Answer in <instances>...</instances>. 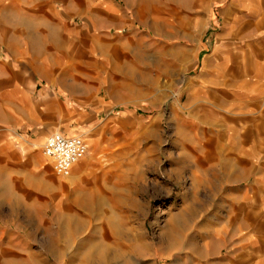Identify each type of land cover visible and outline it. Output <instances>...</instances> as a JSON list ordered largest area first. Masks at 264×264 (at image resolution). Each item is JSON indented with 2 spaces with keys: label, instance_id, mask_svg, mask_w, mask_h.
<instances>
[{
  "label": "rangeland",
  "instance_id": "obj_1",
  "mask_svg": "<svg viewBox=\"0 0 264 264\" xmlns=\"http://www.w3.org/2000/svg\"><path fill=\"white\" fill-rule=\"evenodd\" d=\"M156 4L158 16L130 18L135 32L106 51L109 93L120 104L81 131L91 161L86 193L41 154L55 183L37 194L36 178L12 173L26 161L0 154V264H212L214 219L230 213L204 184L220 171L202 160L209 126L199 107L204 97L212 111L220 90L208 81L212 50L200 54L212 4ZM215 38L208 33L205 43Z\"/></svg>",
  "mask_w": 264,
  "mask_h": 264
},
{
  "label": "crops",
  "instance_id": "obj_2",
  "mask_svg": "<svg viewBox=\"0 0 264 264\" xmlns=\"http://www.w3.org/2000/svg\"><path fill=\"white\" fill-rule=\"evenodd\" d=\"M202 1L212 11L200 54L212 50L208 81L220 89L212 111L204 97L199 103L209 126L202 160L220 163L204 184L230 210L214 219L219 228L206 256L212 264H264V0ZM157 2L166 0H0V154L26 161L12 173L36 178L37 194L54 192L55 182L36 149L55 133L96 129L115 111L106 51L135 32L130 18L158 16ZM208 33L216 35L210 45ZM90 165L81 160L68 177L82 193Z\"/></svg>",
  "mask_w": 264,
  "mask_h": 264
},
{
  "label": "built area",
  "instance_id": "obj_3",
  "mask_svg": "<svg viewBox=\"0 0 264 264\" xmlns=\"http://www.w3.org/2000/svg\"><path fill=\"white\" fill-rule=\"evenodd\" d=\"M43 153L52 161L54 174L66 178L74 165L86 157L88 145L81 136L68 137L55 133L48 137Z\"/></svg>",
  "mask_w": 264,
  "mask_h": 264
}]
</instances>
